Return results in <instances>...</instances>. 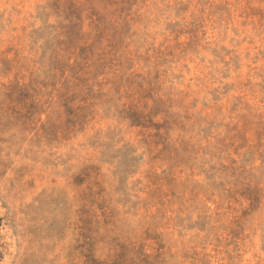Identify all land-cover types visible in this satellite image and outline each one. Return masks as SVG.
Here are the masks:
<instances>
[{"label": "rangeland", "instance_id": "obj_1", "mask_svg": "<svg viewBox=\"0 0 264 264\" xmlns=\"http://www.w3.org/2000/svg\"><path fill=\"white\" fill-rule=\"evenodd\" d=\"M0 264H264V0H0Z\"/></svg>", "mask_w": 264, "mask_h": 264}]
</instances>
